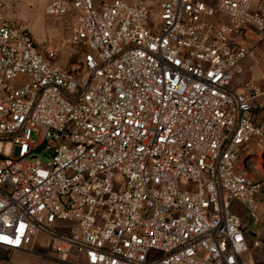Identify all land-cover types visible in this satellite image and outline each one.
Returning <instances> with one entry per match:
<instances>
[{
  "label": "built area",
  "instance_id": "2783aa9c",
  "mask_svg": "<svg viewBox=\"0 0 264 264\" xmlns=\"http://www.w3.org/2000/svg\"><path fill=\"white\" fill-rule=\"evenodd\" d=\"M3 6L0 246L43 233L63 262L243 264L231 206L264 224L262 182L241 162L264 151V90L231 81L252 31L264 40V0H53L48 14L76 16L70 69Z\"/></svg>",
  "mask_w": 264,
  "mask_h": 264
},
{
  "label": "rangeland",
  "instance_id": "374dc122",
  "mask_svg": "<svg viewBox=\"0 0 264 264\" xmlns=\"http://www.w3.org/2000/svg\"><path fill=\"white\" fill-rule=\"evenodd\" d=\"M3 3V12L9 19H14L27 24L33 32V37L40 49L47 53L50 50L56 52V62L63 68H73L82 59L81 49L68 41L71 28L75 22V12H70L61 16H53L46 12V7L53 0H0ZM103 0H94L98 6ZM132 2L133 0H127ZM249 59L248 57L245 61ZM264 61V58L260 59ZM243 62L244 71L241 75L233 78L231 86H238L242 78L249 76L251 81L257 83L264 90V71L257 68L253 60H249L250 64L245 66ZM264 100V94L260 99ZM264 106L259 105L257 100L253 107V117L256 122L264 124ZM37 130L34 129L32 134V141L37 139ZM10 145H6V150ZM259 153H243L241 162L244 163L249 175L262 182L261 190L256 196L257 203L264 208V151ZM45 160L43 156L39 157ZM232 209L242 219L252 220L248 210L237 201L232 202ZM257 224L255 221H253ZM49 238L43 233H38L34 241L35 251L43 254H55L52 247L48 245ZM74 253L70 258H73ZM33 264H58L53 259L39 260Z\"/></svg>",
  "mask_w": 264,
  "mask_h": 264
},
{
  "label": "crops",
  "instance_id": "0c3cea01",
  "mask_svg": "<svg viewBox=\"0 0 264 264\" xmlns=\"http://www.w3.org/2000/svg\"><path fill=\"white\" fill-rule=\"evenodd\" d=\"M251 37L253 38L254 48L252 53L248 56L249 59L245 61V66L250 64L249 60H253L258 69L264 71V40L259 41L255 32L252 31ZM251 81L249 76L243 77L238 87L240 88L244 82ZM259 105L264 106V100L259 98L257 100ZM264 110V108H262ZM264 114V113H263ZM254 221V220H253ZM246 219L242 222V228L246 235L248 250L242 255L243 264H264V224ZM255 241H259L258 246L254 245ZM34 243L28 250H11L0 246V264H33L39 260H54L58 264H77L76 254L73 258L69 257V261L63 262L54 258V254H43L35 251Z\"/></svg>",
  "mask_w": 264,
  "mask_h": 264
},
{
  "label": "bare ground",
  "instance_id": "6f19581e",
  "mask_svg": "<svg viewBox=\"0 0 264 264\" xmlns=\"http://www.w3.org/2000/svg\"><path fill=\"white\" fill-rule=\"evenodd\" d=\"M262 149V145L260 143H257V146L255 148H253L251 151H249L250 153H259Z\"/></svg>",
  "mask_w": 264,
  "mask_h": 264
}]
</instances>
